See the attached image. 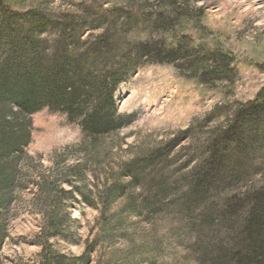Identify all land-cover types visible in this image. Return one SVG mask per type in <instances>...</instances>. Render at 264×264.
<instances>
[{
  "label": "trees",
  "instance_id": "trees-1",
  "mask_svg": "<svg viewBox=\"0 0 264 264\" xmlns=\"http://www.w3.org/2000/svg\"><path fill=\"white\" fill-rule=\"evenodd\" d=\"M22 1L0 0V246L16 206L42 217L35 241L42 248L40 264H88L98 243L126 239L134 218L181 211L194 221L188 227L208 264H264V88L212 129L197 152L198 164L186 174L170 169L169 156L191 139V130L131 160L111 159L114 148L125 144L121 130L133 122L118 113L115 94L137 68L186 59L205 83L231 74L216 53L197 63L201 46L186 31L190 23L199 25L201 10L193 15L183 0H153L142 16L134 6L103 13L88 8L85 18L23 16ZM45 34L58 39H43ZM44 108L78 124L82 135L78 144L54 152L49 168L42 156L28 152L31 117ZM219 110L204 122L211 124ZM70 158L77 162L70 165ZM97 168L106 171L95 176ZM91 173L101 188L89 181ZM73 203L100 206L104 234L70 259L52 240L78 242V220L69 212Z\"/></svg>",
  "mask_w": 264,
  "mask_h": 264
},
{
  "label": "rangeland",
  "instance_id": "rangeland-1",
  "mask_svg": "<svg viewBox=\"0 0 264 264\" xmlns=\"http://www.w3.org/2000/svg\"><path fill=\"white\" fill-rule=\"evenodd\" d=\"M129 1L24 0L18 10L23 16L69 14L85 18L88 8L103 13L134 6L133 12L142 16L153 4V0L149 3H146L148 0H135L133 5ZM183 3L193 15L201 10L199 25L190 23L186 31L201 46L197 63L207 61L210 53H216L219 59H226L231 74L227 79L205 83L190 71V62L186 59L173 63H145L137 68L115 94L118 113L132 116L133 122L121 130L120 139L125 138V144L114 148L112 163L131 160L141 151L168 146L171 141L178 140L181 133L191 130V139L182 142L169 156L170 169L186 174L187 169L198 164L197 152L202 150L212 129L226 124L241 104L253 100L264 88V0H183ZM99 32H85L82 39ZM127 36H132V32ZM42 38L58 39L55 34H45ZM218 107L221 110L216 120L206 124V117ZM31 120L28 152L34 158L42 156L44 167L53 165L54 152H62L81 140L78 124L69 123L65 115L48 108L33 114ZM76 162L77 158L68 160L70 165ZM104 171V168H97L93 173L100 176ZM88 179L101 188L102 182L95 181L92 173ZM245 185L240 187L245 189ZM25 198L31 196L26 194ZM118 207L115 205L111 214ZM100 210V206L94 209L73 203L69 212L78 220V242L52 240L55 250L70 259L84 255L87 246L104 234ZM27 211L25 206L14 207L12 214L16 216L9 221L0 246V264H40L42 248L35 241L41 232L42 217ZM133 220L135 227L129 228L126 239L116 236L113 244L98 243L88 264H208L198 252L199 242L193 234L191 236L192 227H188L194 221L185 213L163 211Z\"/></svg>",
  "mask_w": 264,
  "mask_h": 264
}]
</instances>
